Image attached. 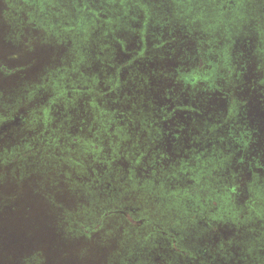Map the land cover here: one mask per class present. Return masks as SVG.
I'll list each match as a JSON object with an SVG mask.
<instances>
[{"label": "flooded vegetation", "instance_id": "obj_1", "mask_svg": "<svg viewBox=\"0 0 264 264\" xmlns=\"http://www.w3.org/2000/svg\"><path fill=\"white\" fill-rule=\"evenodd\" d=\"M38 1L0 0V7L13 13L6 19L0 16V30L5 37L22 41L18 45L34 39L35 51L52 50L35 39L42 31H27L17 38L10 34L11 20L25 21L26 13H31L43 24L77 20L82 24L77 35L88 37L90 32L99 59H90L85 49H73V67L67 60L71 76L81 79L88 95L86 112L72 115L85 119L78 128L84 132L93 118L99 122L124 118L112 124L119 128L113 144L119 150H133L135 168L143 163L162 165L163 174L153 179L156 187H149L150 206L142 213L174 232L185 251L190 244L200 252L209 248L198 262L194 260L197 264H264V0L243 1L245 25L226 44L219 40L217 49H207L205 34L198 43L182 32L171 43V37L165 38L171 27L154 8L148 22L133 20L124 29L119 24L124 4L110 2L108 7L116 14L105 11L96 23L101 27L94 29L91 23L96 18L88 7L84 9L89 0ZM212 2L211 7L218 4ZM176 6L178 16L184 14ZM172 12L166 8L162 13ZM211 12H216L214 7ZM193 17L189 18L199 28L201 23ZM49 35L52 41L59 37L55 32ZM52 45V63L58 67L63 63L59 59L70 51ZM123 228L129 239L123 245L153 247L149 226L125 222ZM164 245L172 253L171 246ZM146 251L143 261L150 264ZM164 259L179 262L170 256Z\"/></svg>", "mask_w": 264, "mask_h": 264}, {"label": "trees", "instance_id": "obj_2", "mask_svg": "<svg viewBox=\"0 0 264 264\" xmlns=\"http://www.w3.org/2000/svg\"><path fill=\"white\" fill-rule=\"evenodd\" d=\"M95 1L89 0L84 7L96 18L91 23L94 29L101 27V23H96L103 20L105 11L116 14L108 7L116 0ZM118 1L124 4L119 22L123 28L139 20L145 24L148 12L154 8L164 24L171 27L165 37H171V43L182 32L198 43L205 34L207 49H217L219 40L226 44L236 29L245 25L244 0H216L219 6H213L214 13V0ZM129 1L131 5L126 4ZM92 3L97 4L95 8ZM173 3L184 14L178 16ZM166 8L175 12L162 13ZM4 9L0 16L5 19L13 14L11 8ZM26 14V22L21 18L11 20L10 34L20 38L27 31H42L36 40L52 50L55 42L70 52L58 58L63 63L56 67L52 63L53 51L48 47L35 51L34 39L18 45L22 41L5 37L3 30L0 33V264H110L111 257L124 251V219L132 227L149 226L148 237L168 243L174 253L196 258L178 245L174 232L142 213L141 209L150 206L149 187H156L154 181L164 171L162 165L151 163L135 168L133 150L126 147L120 151L113 144L119 128L112 124L124 118L100 122L93 118L88 132L78 129L85 119L78 120L72 114L86 112L88 95L81 79L71 76L67 60L73 67V52L81 49L89 52L90 59H99L91 47L90 32L88 37L77 35L78 26L82 25L77 20L43 24L31 13ZM193 15L194 21L201 23L199 28L189 18ZM52 32L59 34L55 41L50 39ZM66 91L70 93L67 95ZM99 162L106 165L99 169ZM88 242L95 245L91 247ZM204 249L209 252V248ZM206 250H198L197 254L206 255ZM153 255L155 264H170L161 252ZM121 263L127 262L123 259ZM135 264L146 263L137 260Z\"/></svg>", "mask_w": 264, "mask_h": 264}, {"label": "rangeland", "instance_id": "obj_3", "mask_svg": "<svg viewBox=\"0 0 264 264\" xmlns=\"http://www.w3.org/2000/svg\"><path fill=\"white\" fill-rule=\"evenodd\" d=\"M13 7H15V8H17L15 5H13ZM4 9V7H0V10L2 11ZM6 9V8H5ZM5 9H4V11H5ZM1 14V13H0ZM0 33H1V30H0ZM2 46H4L3 44H1ZM5 48H6V46H4ZM1 52H3V50H1L0 49V53ZM103 165H106V164H104V163H102V162H99L98 164H97V167H99V169L103 166ZM102 170H104V169H102ZM124 222H126L127 223V221L124 219ZM40 233H42V232H39V234ZM125 237H126V239L125 240H129L128 239V237L125 235ZM124 240V241H125ZM154 241V240H153ZM89 243V242H88ZM190 244V243H189ZM41 245L43 246V244L41 243ZM95 244L94 243H92V242H90L89 243V246H91V247H93ZM191 246L190 247H193L192 249L190 248V247H188L187 248V250H188V252H190V253H192V254H194L195 256H196V258H189V257H186V256H184V255H182V254H176V253H174L173 251H172V253H171V251L166 247V245H164L163 244V241H161L160 239L159 240H156V241H154V244H153V247L151 248V249H149V248H143V245H139V246H136V247H134V249L133 248H131V247H129V245H123V247H124V251H123V253H120V254H117V255H115V256H113V257H111L110 259H111V261H110V264H119V261H122L123 259H124V261H126L127 263L126 264H135V262L138 260V262H141V261H143V257H145V254H146V252H148V251H146V249H148L149 250V255H150V258H149V260H148V262H150V264H155V262H154V255L153 254H155V253H159V252H161L162 254H163V256L165 257H168V256H170V257H172L173 258V261H176V260H178L179 262L177 263V264H197V263H195L194 262V260L196 259L197 261L196 262H198L199 260L197 259V258H199V254H197V251L199 250L198 248H195L194 249V246H192L193 244H190ZM89 248V249H92V248ZM129 248L131 249V251L130 252H132V254H134V255H132L131 257H129L128 256V254L130 253V252H128L127 250H129ZM49 249V248H48ZM132 249H133V251H132ZM151 250V251H150ZM154 250V251H153ZM142 251V252H141ZM148 255V256H149ZM145 260V259H144ZM232 261V260H231ZM143 262H145L146 263V260L145 261H143ZM121 263V262H120ZM170 264H172L171 262H170ZM175 264V263H174Z\"/></svg>", "mask_w": 264, "mask_h": 264}]
</instances>
